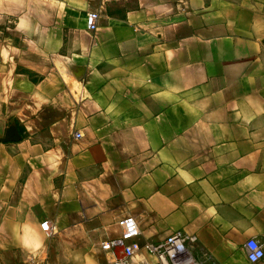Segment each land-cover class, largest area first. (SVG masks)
<instances>
[{
    "label": "crops",
    "instance_id": "obj_1",
    "mask_svg": "<svg viewBox=\"0 0 264 264\" xmlns=\"http://www.w3.org/2000/svg\"><path fill=\"white\" fill-rule=\"evenodd\" d=\"M129 216L264 264V0H0V264H102Z\"/></svg>",
    "mask_w": 264,
    "mask_h": 264
},
{
    "label": "built area",
    "instance_id": "obj_2",
    "mask_svg": "<svg viewBox=\"0 0 264 264\" xmlns=\"http://www.w3.org/2000/svg\"><path fill=\"white\" fill-rule=\"evenodd\" d=\"M86 22L87 28L94 30L97 26L96 14L89 13ZM121 226L122 233L119 238L102 242L101 248L106 253L102 264H134L132 257L139 250L156 256L157 262L154 264H202L188 246V243L197 241L196 235L176 231L159 242L139 241L141 231L134 217H126L122 220ZM42 227L46 231L51 230L48 221L43 222ZM247 247L250 262L255 263L264 258V247L258 241L250 240Z\"/></svg>",
    "mask_w": 264,
    "mask_h": 264
},
{
    "label": "water",
    "instance_id": "obj_3",
    "mask_svg": "<svg viewBox=\"0 0 264 264\" xmlns=\"http://www.w3.org/2000/svg\"><path fill=\"white\" fill-rule=\"evenodd\" d=\"M8 133H9V135H11L9 137V140H15V139H17L19 137L17 135V131H16V129L14 127H11Z\"/></svg>",
    "mask_w": 264,
    "mask_h": 264
}]
</instances>
